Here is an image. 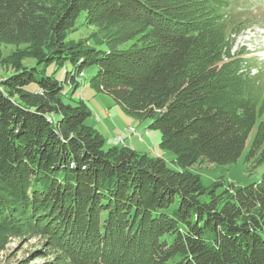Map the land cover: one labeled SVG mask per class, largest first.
I'll use <instances>...</instances> for the list:
<instances>
[{
    "label": "trees",
    "instance_id": "trees-1",
    "mask_svg": "<svg viewBox=\"0 0 264 264\" xmlns=\"http://www.w3.org/2000/svg\"><path fill=\"white\" fill-rule=\"evenodd\" d=\"M246 1V0H245ZM240 0H0V40L48 44L0 79V252L43 240L47 264H264V171L205 186L191 167L264 161V71L232 54ZM85 24L112 32L67 43ZM104 43L106 49L97 44ZM56 63L65 78L45 72ZM98 93L152 120L161 157L107 147L91 111L64 101L84 69Z\"/></svg>",
    "mask_w": 264,
    "mask_h": 264
},
{
    "label": "rangeland",
    "instance_id": "rangeland-1",
    "mask_svg": "<svg viewBox=\"0 0 264 264\" xmlns=\"http://www.w3.org/2000/svg\"><path fill=\"white\" fill-rule=\"evenodd\" d=\"M66 0H43L49 14L62 10ZM244 3L243 10L239 8L235 20H242L237 33H232V54L250 60V64L264 71V0H240ZM85 13L77 20L74 30L66 34V42L76 44L80 42L101 41L112 30L102 25L85 24ZM97 46L106 49L104 43ZM48 44H34L28 41L5 42L0 40V79L8 76L14 70L15 64L34 66L37 64L36 56L47 51ZM65 70H73L72 64L58 67L51 63L45 72L55 74L59 79L65 78ZM97 66H90L78 78L79 84L75 89L69 87L68 94L63 95L64 101L76 105L78 102L85 104L91 111L86 124L92 126L106 139V146L126 145L139 154H148L151 157L164 158L173 169H179L173 162L174 154L160 146L161 132L150 128L152 122L149 118H139L128 113L111 96L98 93L91 86L90 79L96 74ZM250 142L242 156L234 163L221 165L200 160L191 167V170L200 174L205 186H211L222 178L224 184L217 187L218 192L224 191L230 183L247 185L262 179L264 161L261 153L254 158L248 155ZM43 249V240L38 237L28 236L11 239L5 250L0 252V264H47L52 256H47Z\"/></svg>",
    "mask_w": 264,
    "mask_h": 264
}]
</instances>
